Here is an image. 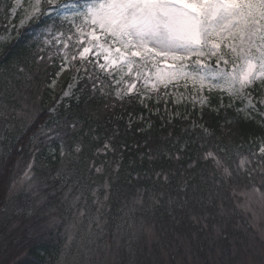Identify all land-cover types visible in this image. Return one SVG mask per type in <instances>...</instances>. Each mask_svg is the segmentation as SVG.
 Masks as SVG:
<instances>
[{
	"label": "trees",
	"instance_id": "obj_1",
	"mask_svg": "<svg viewBox=\"0 0 264 264\" xmlns=\"http://www.w3.org/2000/svg\"><path fill=\"white\" fill-rule=\"evenodd\" d=\"M12 3L0 0V34ZM49 26L69 27L53 13L0 43V264H102L109 255L114 264H179L183 244L198 257L196 264H212L217 247L221 264H237L243 252H231L242 250L249 231L240 195L251 185L245 179L217 186L219 172L204 154L225 157L220 149L226 148L231 159H225L235 168L237 153L257 152L264 107L237 111L244 105L228 107L227 94L213 89L202 106L171 99L180 116L170 120L161 115L164 104L155 94L143 103L135 95L118 100L107 95L112 88L94 91L82 79L61 99L49 85L63 52L39 41ZM87 70L103 77L98 68ZM187 113L191 119L184 120ZM77 121L73 130L69 125ZM177 154L179 159L170 158ZM138 198L137 228H122L117 238V226Z\"/></svg>",
	"mask_w": 264,
	"mask_h": 264
},
{
	"label": "snow or ice",
	"instance_id": "obj_2",
	"mask_svg": "<svg viewBox=\"0 0 264 264\" xmlns=\"http://www.w3.org/2000/svg\"><path fill=\"white\" fill-rule=\"evenodd\" d=\"M20 3L21 0H16L17 5ZM53 13L69 25L67 31L49 26L39 34V41L45 46L51 45L57 55L63 52V63L56 77L68 66L75 71L84 68L85 74L80 79L91 81L94 91L112 88L113 92L107 95L114 93L123 100L135 94L141 103L147 93L158 91L159 85L175 87L180 81L191 79L194 87L199 85L198 91L206 88L225 92L229 97L228 107L239 101L244 107L237 111H258L256 104L264 105V95L255 103L253 95L257 88L264 89V0H85L83 5L78 0H34L20 25L39 22L43 16ZM76 61H79L78 67L74 64ZM87 66L98 68L103 77L89 75ZM55 86L53 79L49 87ZM73 86L68 85L63 97L72 95ZM205 102L201 98L200 103ZM51 111L55 113L56 108ZM77 123L69 126L75 130ZM200 127L202 134L209 133L206 127ZM41 134L49 135L43 129ZM32 141L35 145L37 136ZM104 149H109L107 143ZM80 150L78 143L75 151ZM220 151L231 159L226 148ZM237 155L236 167L231 168L227 159L218 153L209 150L204 154L219 172V179L213 183L222 186V183L246 179L251 187L243 193L245 200L239 207L248 210L253 202L264 206V138L257 145V152L250 156ZM28 168L31 170L32 165ZM95 171L99 173L102 168L95 167ZM153 202H158L155 197ZM136 204L142 201L138 198L128 208L117 226V238L122 228H137L133 218ZM99 219L97 215L96 221Z\"/></svg>",
	"mask_w": 264,
	"mask_h": 264
},
{
	"label": "rangeland",
	"instance_id": "obj_3",
	"mask_svg": "<svg viewBox=\"0 0 264 264\" xmlns=\"http://www.w3.org/2000/svg\"><path fill=\"white\" fill-rule=\"evenodd\" d=\"M12 2H13L12 8L10 10V13L12 14L10 16L9 21L6 23V31H3L2 34H0V43L11 41L16 36V33L19 30H21V28L27 26L30 23V22H27L23 26L20 25V21L25 17L26 11L30 10V6L31 4L34 3V0H21V3L19 5L16 4V0H12ZM78 2L83 4L85 0H78ZM13 8H15V12H13ZM222 50L224 49L222 48ZM214 59L215 58H213V61H211V63L213 64H214ZM164 67L165 65L162 63L161 68H164ZM98 71L100 70L98 69ZM83 72H84V69H79V71H75L73 70L72 66H68L65 71L61 72L60 76L57 77L56 79V86L55 88H53L55 92H58L61 94V99L67 98V97H63V91L67 90L69 84L74 85L72 88V94H73L74 90L77 87L76 85L78 84L80 77H82ZM74 77H75V80L73 79ZM193 84L194 82L191 79H189L188 81H180L175 87H173L172 84H169L168 90L165 91L164 93H161V89L165 87L163 85H159L158 91L154 90L150 93H147L145 97L147 95H154V94L157 95L158 102L164 104L161 115L171 120L173 118H177L178 116H180V114H177V112L175 113V111L170 106L169 103L171 99L173 100L174 105L176 104L186 105L187 102L188 103L190 102L193 105L199 104L202 106V104L200 103L201 98H204L206 101L203 105L207 103L208 90L205 88V90H203L202 92L198 91L199 85L197 84L194 87ZM138 87H140L139 83H138ZM165 93H167V95H165ZM253 95L255 97V100H254V103H255L261 98L262 95H264V91L259 97L256 95V93H253ZM126 97H129V96H126ZM259 107L263 108L264 105H260L257 103L256 108L259 109ZM247 111L252 112L251 109H248ZM156 112H159V110L157 109ZM261 117L262 119H264V109H263V112H261ZM188 119H191V114L189 113H187V115H185L184 117V120H188ZM27 178H29V175L24 177L25 180ZM248 190L249 189L245 191H248ZM240 196L242 198V204H243L245 197L243 193ZM243 211H244V214L247 220L248 229H249L247 233L248 242L246 243V241H242L243 242L242 250L237 251L236 248H234V250L231 253L233 255H236V254L239 255L240 253L243 252L241 254L242 256L239 255V259L236 261L237 264H264V206H261V204L258 202H253L250 205V208L248 210L243 209ZM183 246L185 247L186 252H184L183 258L179 257L176 259L178 263L182 264L183 261L187 260L188 264H196V262H198L199 260L198 257H195L189 253V250L187 249V245L183 244ZM215 249H216L215 257L214 256L213 258L211 257V263L221 264L220 258L222 256V253L220 252V250H218L219 247ZM3 262H4L3 264H10L6 259L3 260ZM114 262H115V259L109 255L106 261L105 262L103 261L102 264L103 263L104 264H114Z\"/></svg>",
	"mask_w": 264,
	"mask_h": 264
}]
</instances>
